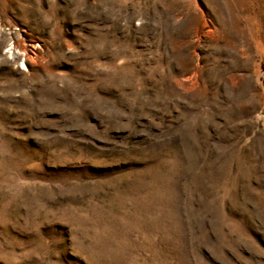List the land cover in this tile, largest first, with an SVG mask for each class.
Instances as JSON below:
<instances>
[{
  "label": "rangeland",
  "instance_id": "374dc122",
  "mask_svg": "<svg viewBox=\"0 0 264 264\" xmlns=\"http://www.w3.org/2000/svg\"><path fill=\"white\" fill-rule=\"evenodd\" d=\"M0 264H264V0H0Z\"/></svg>",
  "mask_w": 264,
  "mask_h": 264
}]
</instances>
